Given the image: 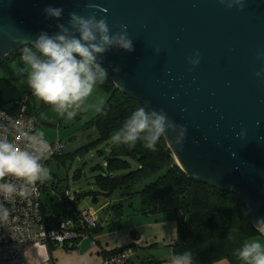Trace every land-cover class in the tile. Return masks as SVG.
Masks as SVG:
<instances>
[{
  "label": "water",
  "instance_id": "1",
  "mask_svg": "<svg viewBox=\"0 0 264 264\" xmlns=\"http://www.w3.org/2000/svg\"><path fill=\"white\" fill-rule=\"evenodd\" d=\"M48 6L62 7V18L48 19ZM71 12L106 18L112 33L127 25L134 51L104 55L108 79L187 127L182 150L166 140L178 167L196 182L241 197L262 235L264 80L256 73L264 70L257 58L264 52V0H0V62L41 32L67 26ZM195 53L200 63L193 67Z\"/></svg>",
  "mask_w": 264,
  "mask_h": 264
},
{
  "label": "clouds",
  "instance_id": "2",
  "mask_svg": "<svg viewBox=\"0 0 264 264\" xmlns=\"http://www.w3.org/2000/svg\"><path fill=\"white\" fill-rule=\"evenodd\" d=\"M236 2L242 4L243 0ZM44 13L48 19L60 20L64 9L48 6ZM58 29L53 35L41 32L31 45L23 48L22 71L32 94L61 117L71 120L84 110L85 101L94 88L108 78L107 69L103 67L104 55L113 49L130 53L134 45L127 25H120V31L112 33L107 19L97 18L96 14L81 16L71 12L68 25L58 24ZM257 58L264 60V52H259ZM188 62L193 67L198 66L199 53ZM113 71L118 72L119 68ZM256 77L264 80V70L258 71ZM187 131L186 126L178 125L163 109L156 111L140 106L112 133L111 140L116 146L131 148L139 144L151 151H156L158 145L167 140L174 148L182 150ZM7 132L5 127L0 134V197L26 198L37 183L49 178V169L44 164L50 155L49 142L43 132L22 130L19 136L23 144L18 145L8 138ZM242 134L246 132L238 135ZM9 216L10 209L0 205V221ZM234 255L240 264H264V242L245 241ZM168 264H195V261L191 251L184 250L171 255Z\"/></svg>",
  "mask_w": 264,
  "mask_h": 264
},
{
  "label": "trees",
  "instance_id": "3",
  "mask_svg": "<svg viewBox=\"0 0 264 264\" xmlns=\"http://www.w3.org/2000/svg\"><path fill=\"white\" fill-rule=\"evenodd\" d=\"M17 56H23V50L5 58L0 64ZM99 85L109 91L110 96L91 122L97 128L99 138L89 146L93 148L97 144H107L110 153L105 157L106 168L98 166L95 169L102 172L95 177L100 189L96 192L95 198L99 195L112 196L119 191H125L129 197L136 194L141 200L140 213L172 212L178 216L177 238L170 246L172 255L188 250L191 251L195 264H215L224 260L230 264H240L234 255L235 250L253 237L264 238L255 229L245 201L239 196L190 179L176 164L166 140L158 145L156 151L147 150L139 144L131 148L114 145L111 140L112 133L122 125L132 111L144 105L118 91L108 78ZM99 154L102 152L99 151ZM137 187L140 190H137ZM82 196H77V200ZM65 204L67 210L64 216L68 214L69 208L74 212H80L75 202ZM123 208L121 202L119 205L109 206L108 210L122 216ZM99 229L100 223L90 233L91 237ZM133 237L137 239L136 233ZM132 248L134 245L104 255L109 259ZM152 248L154 247L149 250ZM138 262L163 264L166 260L149 256L141 258Z\"/></svg>",
  "mask_w": 264,
  "mask_h": 264
},
{
  "label": "rangeland",
  "instance_id": "4",
  "mask_svg": "<svg viewBox=\"0 0 264 264\" xmlns=\"http://www.w3.org/2000/svg\"><path fill=\"white\" fill-rule=\"evenodd\" d=\"M23 67V56L0 64V105L7 110H10L14 106V101L23 97L29 89L26 74L22 71ZM29 91L31 92L30 89ZM109 96V91L98 84L86 99L80 116L69 120L61 117L51 106L45 105L31 92L28 112L36 118L37 131L43 132L48 142H61L66 145L64 156L47 166L50 172L49 178L45 181L48 188H44L42 194L44 214L47 217L65 215L67 206L63 199L67 193L83 195L75 202L76 208L80 211L93 210L102 221L109 218L110 214H115L108 210L109 206L122 202L128 209H131L130 205H133L134 209L140 207V197L136 194L129 197L125 191H119L112 196L99 195L95 198L96 192L100 191L95 177L102 173L95 169L98 166L106 168L105 157L109 155L110 148L107 144H97L93 148L89 146L99 138L97 128L91 122L107 103ZM99 151L102 154H99ZM254 239L264 242V238L259 236L249 241ZM163 249H166L165 246ZM153 252L155 253L152 254L157 253L156 250ZM135 259V255L132 254L130 262Z\"/></svg>",
  "mask_w": 264,
  "mask_h": 264
},
{
  "label": "built area",
  "instance_id": "5",
  "mask_svg": "<svg viewBox=\"0 0 264 264\" xmlns=\"http://www.w3.org/2000/svg\"><path fill=\"white\" fill-rule=\"evenodd\" d=\"M30 89V88H29ZM14 101V106L7 110L0 105V134L7 127V136L18 145L23 144L19 136L22 130L37 132L36 118L28 112L31 92ZM81 111L75 118H78ZM19 137V138H18ZM66 145L61 142H49L50 155L44 161L46 167L55 159L64 155ZM47 182L37 183L35 189L26 198L0 197V205L10 209V216L0 221V264H27L26 252L35 246L49 249L62 248L73 251L78 242L91 238L90 233L99 225L97 214L92 210L74 212L68 209L66 216L47 217L44 214L42 194ZM77 195L67 193L65 203H74ZM132 251L106 259V264H129Z\"/></svg>",
  "mask_w": 264,
  "mask_h": 264
},
{
  "label": "crops",
  "instance_id": "6",
  "mask_svg": "<svg viewBox=\"0 0 264 264\" xmlns=\"http://www.w3.org/2000/svg\"><path fill=\"white\" fill-rule=\"evenodd\" d=\"M139 209L140 207L128 209L124 206L122 216L110 214L109 218L103 221L98 218L99 231L91 238L79 241L73 251L60 247L54 249L45 246L32 247L26 252V262L27 264H106L104 253L134 245L131 251L136 259L132 262L138 263L141 258L153 256L162 261L166 260L163 264H168L167 260L172 255L170 246L177 238L178 216L172 212L143 214ZM134 233L137 235L136 240L133 237ZM163 246L166 249H163ZM151 247L154 248L149 250ZM153 250L157 253L152 254L155 253ZM215 264L230 263L224 260Z\"/></svg>",
  "mask_w": 264,
  "mask_h": 264
}]
</instances>
